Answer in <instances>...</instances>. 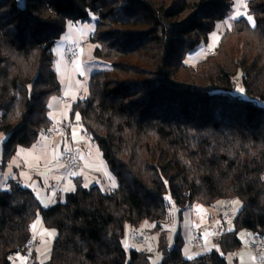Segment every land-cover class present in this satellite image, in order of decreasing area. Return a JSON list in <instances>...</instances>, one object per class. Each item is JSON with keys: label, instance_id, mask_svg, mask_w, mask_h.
I'll return each mask as SVG.
<instances>
[{"label": "trees", "instance_id": "trees-1", "mask_svg": "<svg viewBox=\"0 0 264 264\" xmlns=\"http://www.w3.org/2000/svg\"><path fill=\"white\" fill-rule=\"evenodd\" d=\"M233 5L0 0V131L7 136L1 168L54 121L50 101L63 91L55 46L72 20L84 18L95 24L94 55L111 67L91 75L88 96L74 102L72 118L80 119L116 178L110 192L86 186L77 176L81 157L66 176L75 188L50 206L11 179L0 188V264H11L20 251L25 256L39 218L57 235L50 258L35 253L33 264H153V251L129 248L125 237L128 228L145 235L147 221L159 231L169 195L180 217L195 204L226 197L241 207L233 227L216 238L223 253L186 257L180 233L172 247L165 234L157 264H231L244 245L240 233L264 236V0H248L255 26L240 17L215 53L202 55Z\"/></svg>", "mask_w": 264, "mask_h": 264}, {"label": "crops", "instance_id": "crops-1", "mask_svg": "<svg viewBox=\"0 0 264 264\" xmlns=\"http://www.w3.org/2000/svg\"><path fill=\"white\" fill-rule=\"evenodd\" d=\"M86 24L87 23H85L82 26H77V28L73 27V29L71 30L67 29L66 33L62 37L66 41L65 47L69 43L77 40L76 39L77 33H75V30L77 29V31H80L79 32L80 34L81 31L85 29ZM92 31H94V27L90 29L89 33H91ZM55 51L57 54L55 68L59 73V79L60 76H62L63 78V79L61 78L62 81L60 80L63 85V91L61 95L54 96L51 99L49 114L54 121L68 119L76 123L73 128V137H74L73 140H74V145L80 148L82 155L77 176L80 177L85 184L87 182V178L86 175L82 174L83 171L87 175H93V181H95L96 175H98L99 177L102 176L101 174L96 172L95 162L93 161L92 155L89 154L92 151L94 145L96 144L92 141L91 137L86 133L84 126L81 124L80 119L79 118L77 119V117L72 118L71 115L74 102H76L79 99L86 98L89 93L88 83H85L86 76H84L83 74V68H85V65L82 62V58H81L82 52L80 58L72 62L66 55L65 49L59 50L57 46H55ZM72 68L79 69L80 80H78L77 77L74 75ZM88 74H90V72H88L87 75ZM60 96L66 98L67 101L61 102ZM5 140H6V136L4 135V133L3 132L2 134L0 133V188L2 189L9 188L10 180L13 178L19 179L24 186L38 182V184L40 185V190H39L40 195L37 194L36 195L40 198L42 203L45 204V206H50L58 198L64 199L66 194L68 192H71L75 188L76 186L75 179H66L65 176L67 172L66 166L60 162L63 153V146H64L62 140L56 139L55 141L52 142L46 140L47 142L43 144L40 139L32 147H29L31 151H24L25 148L20 149L17 155L12 159L11 163L6 168H1V161L3 157V143ZM33 148L35 149L33 150ZM33 152H35V154L39 158L41 157L40 158L41 160L39 162L38 160L37 161L30 160L29 155L33 154ZM37 171L40 172L41 174H38ZM102 171L103 174L108 173V169H103ZM111 178H112L111 184L102 182V185L104 186L107 185V187H109L110 189L115 188L116 181L112 177V175ZM64 179L65 181L63 182ZM114 184L115 186H113ZM32 189L35 191V193H37L35 188ZM167 200L170 203L173 214L175 213V216H177L178 208L176 203L173 201L170 195L167 197ZM169 216L165 220L160 222L161 229L159 231H154L155 233L153 234V236L151 235L148 236L149 237L148 245L142 243L144 245L143 247L144 249L153 248L152 240L156 242V246H157L159 239H161L162 236H165V234L167 235L171 229H174L178 226V223L173 220L174 217H171V219L168 220ZM33 225H35L34 228L35 233H41V237H43V235L48 231L47 228H45L43 224V220L41 218L35 221ZM149 226L154 227L153 225H149ZM149 226L146 227V229H148ZM222 228L223 227L221 226V230ZM130 235H131V230L128 234H126L125 237L127 246L129 248L142 249L139 248V246L141 245L138 246L134 243H129ZM50 236L51 239H54V233L53 235ZM245 236H246V241L244 242L242 249L236 253L231 254L230 256L231 264H251L252 261L254 260L252 251L249 250L246 246L249 236L247 235ZM200 239H201L200 243H202L203 237H200ZM42 244H43V239L40 245ZM35 253H36V259L42 261V257L40 255L38 247ZM192 253L194 252L191 250L188 251V253H185V255L186 257H190L189 255H192ZM47 254L43 253L42 255L43 257H45ZM18 260L20 264H25V260H26L25 257L23 258L19 255Z\"/></svg>", "mask_w": 264, "mask_h": 264}, {"label": "rangeland", "instance_id": "rangeland-1", "mask_svg": "<svg viewBox=\"0 0 264 264\" xmlns=\"http://www.w3.org/2000/svg\"><path fill=\"white\" fill-rule=\"evenodd\" d=\"M243 14H246L248 16H252L250 14V11H249L248 0H234V5H233L232 10L225 17V19H223L221 22L218 23L216 30L211 34L209 47L214 48L218 44L221 35L226 31V29L228 27L233 26L234 23L236 22V20L239 19L240 17H245V15H243ZM233 17H236V18L233 19ZM253 20H254V18H253ZM86 23L87 24L85 25V29H83L81 31V34H84V35L89 33L90 29H92L93 27L95 28L94 22H86ZM254 23H255V21H254ZM73 27L77 28V26L69 24L68 30L73 29ZM79 32L80 31H77V29L75 30V33H77L76 39H78ZM65 45H66V41L64 38L60 39V41H58L56 43V46L59 50H64ZM84 45L85 46H83V48H82L83 50L81 51L82 52V56H81L82 62L85 65V68H83V74H84V76H86L85 83H89L88 82V81H90L89 78H91V74L93 72H96L99 70H106V69L111 67V64L105 60H101V59L97 58L94 55L95 48H96L95 43L89 42V43H86ZM210 48H208V49H210ZM207 50H204L202 55L205 54ZM72 69H73L74 75L77 77L78 80H80L79 69H74V68H72ZM88 72H90V74L87 75ZM61 78H62V76H60V80H61ZM71 115H72V113H71ZM0 133L2 134L1 131H0ZM6 138H7V136H6ZM41 141L43 144L45 142H47L44 139L42 140V138H41ZM21 149H23V148H21ZM34 149L35 148H33V150ZM24 151H31V150L29 148H25ZM29 153H31V152H29ZM89 154L92 155L93 161L95 162L96 172L101 174L102 176L99 177L98 175H96L95 176L96 179H95V181H93V175H87L83 171L82 174L86 175V178H87V182L85 183V185L91 186L93 184H99L102 186V188L105 192H110L111 189L109 187H107V185H105V186L102 185V182H106L107 184H111L112 183L111 175L115 179V181H116V178L111 173L107 163L105 162V160L102 156V151L100 150L99 146L96 144V145H94L92 151ZM29 156H30L31 161H37L38 160V162H39L41 160L40 159L41 157L39 158L35 154V152H33V154H31ZM103 169H108V173L103 174V171H102ZM37 173L41 174L38 171H37ZM25 186L35 188L37 191L36 194L40 195V191H39L40 185L38 184V182H35L31 185H25ZM236 202H238V203H235L236 208H240L241 203L239 201H236ZM192 207H193V209H191ZM192 207L190 209L185 210L183 217L181 218L180 214L178 216V212H177V216H175V213L173 214L172 208H171L170 203H169V215L170 216H169L168 220H170L171 217H174L173 220L178 223V226L174 229H171L167 234L169 247L173 246V244L175 243V239L177 238V235L180 233V238H181L180 244L183 247L184 252L188 253V251H191V250L194 252V253H192V255H189L190 257L200 256L206 252H211V251H218L220 253H223V250L221 249L220 245L218 244L216 238L222 231L221 226L223 227L222 229H225V228L222 225L223 224L222 220H221L220 216L218 215L217 211L215 210V208L212 205L206 206V205H202V204H195ZM149 225H154V224L147 221V222H145L143 229H141L145 233V235H144L145 238L142 239L140 242H133L134 244H136L138 246L141 245V246H139V248L144 247V245L142 243L148 245V241H149L148 236H150V235L153 236V234L155 233L154 227H150ZM148 226H149V228L145 230V227H148ZM130 230L132 232L134 229L128 228L127 234L130 232ZM49 233H54V237H56V235H57L56 231H54V230H48L43 235V237H42L43 244L42 245L39 244V246H38V250H39L40 255L42 257V261H46L50 258V252H51L52 243H53L54 239H51V236L49 235ZM196 234H198L200 237H203V241H202V243L198 244L196 247H192L191 241L196 236ZM240 237L242 238V240L244 242L246 241V236L243 233H240ZM152 243H153V248L147 249V250H151L154 252V255L152 257V261H153V264H157L161 258V253L156 251V248L158 247V245L156 246V242L154 240H152ZM125 245L127 246L126 240H125ZM43 253H46V254L48 253V254L45 257H43V255H42ZM20 256L24 258L23 255H20Z\"/></svg>", "mask_w": 264, "mask_h": 264}, {"label": "built area", "instance_id": "built-area-1", "mask_svg": "<svg viewBox=\"0 0 264 264\" xmlns=\"http://www.w3.org/2000/svg\"><path fill=\"white\" fill-rule=\"evenodd\" d=\"M89 18L94 19L95 14L90 12ZM85 23L86 20L84 18L71 21V24L74 26H82ZM93 37L94 31L86 35L80 33L77 40L69 43L65 47V53L70 59V61L74 62L80 58L84 44L91 42ZM206 53L214 54L215 51L213 48H210L208 49V51H206ZM60 99L61 102L67 101V99L63 96H60ZM74 125V121L62 119L59 121H53L49 126L45 127L40 132L41 137L47 141L52 142L56 139L62 140L64 146L61 157V163H63L67 167V172L65 176L74 175V172L79 167V162L81 158V150L79 147H76L73 142ZM64 181L65 179L63 180V182ZM234 202L235 201L233 198L226 197L212 205L217 211V213L221 216L225 229H231L234 225V221L237 216V211ZM191 209H193V207ZM30 230L32 231V236L25 245V264L34 263L35 252L37 250L38 245L42 242L41 233H35L33 225H31ZM144 238L145 236L141 231L133 230L131 232V235L129 236V243L140 242ZM199 243L200 238L197 235L191 241V245L192 247H196ZM246 246L253 253L254 260L251 264H264V236L259 233L251 235L248 239ZM20 250L21 249H19V251ZM19 255H22L21 251L18 254L14 253L11 255V264H20L18 260Z\"/></svg>", "mask_w": 264, "mask_h": 264}, {"label": "snow or ice", "instance_id": "snow-or-ice-1", "mask_svg": "<svg viewBox=\"0 0 264 264\" xmlns=\"http://www.w3.org/2000/svg\"><path fill=\"white\" fill-rule=\"evenodd\" d=\"M243 15H245V18L252 24V26H255V23H254V20H253L252 16H248L246 14H243ZM235 18L236 17H233V19H235ZM238 91L244 92L245 90L243 88H241V89H238ZM77 119H78V117H77ZM113 186H115V184ZM234 203H238V202H234ZM33 228H35V225H33ZM49 235H53V233H49Z\"/></svg>", "mask_w": 264, "mask_h": 264}]
</instances>
